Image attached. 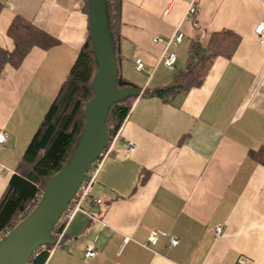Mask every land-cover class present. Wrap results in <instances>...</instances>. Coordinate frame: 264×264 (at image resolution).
I'll use <instances>...</instances> for the list:
<instances>
[{
	"label": "crops",
	"instance_id": "0c3cea01",
	"mask_svg": "<svg viewBox=\"0 0 264 264\" xmlns=\"http://www.w3.org/2000/svg\"><path fill=\"white\" fill-rule=\"evenodd\" d=\"M0 4L1 199L91 29L88 0ZM17 16L57 42L3 63L15 48L8 30ZM263 22L264 0H124L119 68L142 90L170 85L193 43L208 53L215 33L240 39L199 87L134 100L109 138L111 154L84 202L89 214H76L46 264H264V165L250 153L264 146V40L256 31ZM176 31L182 40L166 45ZM165 50L177 55L173 67ZM152 232L156 244L148 242ZM90 244L93 258L85 256Z\"/></svg>",
	"mask_w": 264,
	"mask_h": 264
},
{
	"label": "trees",
	"instance_id": "16d2710c",
	"mask_svg": "<svg viewBox=\"0 0 264 264\" xmlns=\"http://www.w3.org/2000/svg\"><path fill=\"white\" fill-rule=\"evenodd\" d=\"M123 2L124 0H105L107 22L117 58L118 87L130 86L137 93L128 94L111 107L107 118L110 141L119 131L134 100L142 91L141 88L123 78L119 68ZM8 33L14 39L15 48L8 53L3 63L18 64L33 47L49 48L57 42L21 16H17L13 20ZM239 39V36L232 31L215 33L208 44V53L203 52L200 42L193 43L189 62L184 70L176 74L174 81L155 91L143 90L142 95L153 93L172 99L179 93L199 87L214 59L218 56L231 57ZM98 67L99 63L92 47L90 34L58 95L51 103L30 141L17 172L11 177L7 189L0 199V240L4 239L33 212L42 198L46 179L62 170L72 157L84 132L85 110L88 102L94 97L92 85ZM250 153L256 161L264 165V146L258 150H252ZM57 231L58 226L56 225L53 230L55 239ZM42 247L31 256L28 264H46L50 256L49 250L53 249L55 244H47Z\"/></svg>",
	"mask_w": 264,
	"mask_h": 264
},
{
	"label": "water",
	"instance_id": "95a60500",
	"mask_svg": "<svg viewBox=\"0 0 264 264\" xmlns=\"http://www.w3.org/2000/svg\"><path fill=\"white\" fill-rule=\"evenodd\" d=\"M91 42L99 63L94 97L85 110V128L64 168L45 181L33 212L0 240V264H28L42 245L55 244L53 230L80 188L92 164L109 142L107 118L111 107L137 91L118 87V67L109 30L105 0H88ZM139 95V94H138Z\"/></svg>",
	"mask_w": 264,
	"mask_h": 264
},
{
	"label": "built area",
	"instance_id": "2783aa9c",
	"mask_svg": "<svg viewBox=\"0 0 264 264\" xmlns=\"http://www.w3.org/2000/svg\"><path fill=\"white\" fill-rule=\"evenodd\" d=\"M195 10H196V8L192 3L190 5V7L188 8L187 14L191 15L195 12ZM256 31L261 36V38L264 40V22L260 23L257 26ZM183 36H184V34L181 31L174 32L172 34V36L169 38V40L166 42V45H169L172 42H180L182 40ZM156 41L165 42L164 39L161 37H157ZM163 58H164L165 64L168 65L169 67H173L177 61L176 53H174V52L167 53L166 50L163 52ZM136 63H137V68L139 70L144 68V63L142 62L141 59H137ZM142 94H143V90L140 92L139 96ZM119 131H120V129H119ZM6 140H7V134L0 130V143H5ZM128 145H129L130 149H133L135 147V143L131 142V141L128 142ZM111 150H112L111 146H107L99 154L97 159L92 164L90 170L88 171V173H87L85 179L83 180L80 188L78 189L77 193L75 194V196L71 200L68 207L62 213L59 221L56 224L58 226V231L55 232L57 235L55 246L59 245L62 242L63 237H64L65 232H66V229L68 228L69 224L74 219V217L76 216L77 213L82 212V213L89 214V212L84 208V202H86V200H88L91 197V188H92L94 182L96 181V178L98 176L99 170H100L103 162L111 154ZM2 172H3V168L0 167V175ZM96 202L101 203V200L98 199V200H96ZM221 230H222L221 226H217L214 228V232L216 234H219L221 232ZM157 240H158L157 232H152L148 237V242L150 244H156ZM178 242H179V240L176 237H173L170 241V243L172 245H176V244H178ZM41 248H43V247L42 246L39 247L34 252V254H36V252H38V250H40ZM52 250L53 249H50L49 252L51 253ZM96 255H97L96 246L94 244L88 245L86 248V251H85V256L87 258H93Z\"/></svg>",
	"mask_w": 264,
	"mask_h": 264
},
{
	"label": "bare ground",
	"instance_id": "6f19581e",
	"mask_svg": "<svg viewBox=\"0 0 264 264\" xmlns=\"http://www.w3.org/2000/svg\"><path fill=\"white\" fill-rule=\"evenodd\" d=\"M43 246V245H42ZM41 247V246H40Z\"/></svg>",
	"mask_w": 264,
	"mask_h": 264
}]
</instances>
